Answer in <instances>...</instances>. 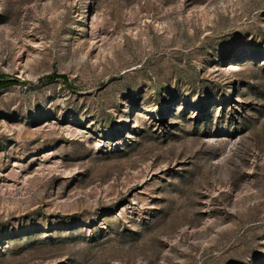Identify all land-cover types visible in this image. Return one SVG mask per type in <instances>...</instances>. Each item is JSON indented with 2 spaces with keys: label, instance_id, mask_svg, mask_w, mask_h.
Here are the masks:
<instances>
[{
  "label": "rangeland",
  "instance_id": "obj_1",
  "mask_svg": "<svg viewBox=\"0 0 264 264\" xmlns=\"http://www.w3.org/2000/svg\"><path fill=\"white\" fill-rule=\"evenodd\" d=\"M0 76V264H264V0H0Z\"/></svg>",
  "mask_w": 264,
  "mask_h": 264
},
{
  "label": "trees",
  "instance_id": "obj_2",
  "mask_svg": "<svg viewBox=\"0 0 264 264\" xmlns=\"http://www.w3.org/2000/svg\"><path fill=\"white\" fill-rule=\"evenodd\" d=\"M44 79H48V80H58L61 79L64 82H67V77L64 74H58V73H52L46 77H44ZM14 81L9 80L7 77L5 76H0V88L6 86V85H10L12 84Z\"/></svg>",
  "mask_w": 264,
  "mask_h": 264
}]
</instances>
